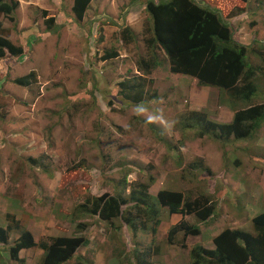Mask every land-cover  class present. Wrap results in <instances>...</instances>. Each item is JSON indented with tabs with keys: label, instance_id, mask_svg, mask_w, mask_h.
Masks as SVG:
<instances>
[{
	"label": "rangeland",
	"instance_id": "obj_1",
	"mask_svg": "<svg viewBox=\"0 0 264 264\" xmlns=\"http://www.w3.org/2000/svg\"><path fill=\"white\" fill-rule=\"evenodd\" d=\"M72 1L21 0L13 20L0 15L8 37L26 45L20 57L0 61V225L15 226L14 218L35 240L71 236L78 232L72 212L92 197L85 190L128 197L131 190L145 192L148 184L150 197L170 189L181 192L184 200L203 196L216 210L207 222L187 216L190 224L198 223L199 234L185 240L179 232L173 244L164 238L171 225L164 224L171 218L167 208L160 207L150 220L139 215L135 222L148 221L149 227L136 238L138 250L160 240L161 251L167 252L149 256L153 264H182L176 259L188 249L182 250L180 243L213 248V237L228 227L255 234L252 217L264 212V122L244 138L214 139L183 130L191 110L205 112L215 122H230L234 114L229 92L217 88L206 99L202 86L203 91L191 96L190 78L173 75L167 63L151 73L138 68L146 56L142 37L125 43L119 31L128 26L142 33L143 4L92 0L76 21ZM241 5V11L228 16L233 36L249 45L250 60H258L256 51L264 56V0ZM49 17L59 25L55 31L46 29ZM113 51L116 57L104 58ZM30 71L36 74L28 85L13 82ZM132 76H141L135 81L140 86L135 92H142L136 102L120 94L119 82ZM254 80L257 91L251 103L264 104V66ZM238 103L240 109L247 106ZM88 218L78 222L90 225L93 219ZM103 226L91 228L101 233ZM20 228L11 231L10 241ZM129 230L123 224L114 233L113 244L123 252L132 250ZM102 237L100 241L90 236L91 243L79 253L90 257V263L116 264L117 259L109 258L112 243ZM94 242L100 249L95 258L90 252ZM41 254L39 248L21 250L22 260H14L0 248V264H40ZM125 254L119 264L130 258Z\"/></svg>",
	"mask_w": 264,
	"mask_h": 264
},
{
	"label": "trees",
	"instance_id": "obj_2",
	"mask_svg": "<svg viewBox=\"0 0 264 264\" xmlns=\"http://www.w3.org/2000/svg\"><path fill=\"white\" fill-rule=\"evenodd\" d=\"M91 1L74 0L73 19L81 20ZM244 1L247 0H201V2L197 0H132V3L144 5L146 17L143 31L139 34L134 33L127 26L122 28L119 34L125 43L136 41L138 36L142 37L146 56L140 59V65H138L140 70L151 73L152 69L167 63L169 71L190 75L200 85L223 88L231 97L234 115L230 122H215L208 119L205 112L191 110L189 112L191 117H186L182 122L183 130H197L200 136L208 134L214 139L227 138L231 135L235 138H244L251 135L264 121V104L251 103L257 91L255 75L264 66L263 53L256 51L258 60L249 59L248 56L251 53L249 45L240 43L234 38L229 22L230 17H228L235 16V11H241L243 8L241 3ZM18 6V0H0V15L13 20V13ZM225 8L227 13L223 12ZM45 24L46 29L50 31L59 28L58 24H54L53 17L47 18ZM257 44L264 46V43ZM25 47L23 42L19 45L15 44L8 37V30L0 25V61L5 57L21 56ZM116 56V51H113L107 53L104 58ZM35 74V71H30L26 75L15 78L13 82L28 85L35 79ZM140 77H127L119 82L122 98L134 102L141 99V89L135 92L140 87L135 81ZM238 101L247 106L238 108ZM147 185L143 186L145 192L131 190L128 197L119 192L104 193L98 197L87 198L84 203L78 204L70 217L71 221L75 222V230H78L80 234L73 236H50L35 240L32 232L29 229L20 228L13 218L12 222L15 226L8 223L6 226L0 225V245L2 244L0 247L3 250L8 249L10 257L14 260L19 259L18 252L21 249L39 248L43 251L40 264H64L74 256L75 264H94L90 263L89 259L88 263H85L83 257L77 254L80 247L89 243L88 236L83 233L89 224L78 221L90 217L94 219L97 226L104 225L101 235L112 243L111 255L118 261H122L120 257L127 253V256H132L128 264H152L149 260H145L141 253L152 256L165 255L167 252L161 251V248H164L160 245V240L156 241L157 244L152 242L145 246L144 251L138 250L135 238H138L139 232L149 227L148 221L140 224L135 222L139 215H145L150 220L159 214L160 207L167 208L170 213L193 214L199 221H210L216 215L212 201L203 196L184 200V195L179 191L161 189L155 196L150 197L146 193ZM84 192L91 196L88 189ZM147 198L151 199L148 201ZM133 211L136 212L135 217H132ZM158 221L154 220V225H158ZM252 223L255 234L228 227L213 238V249L195 246L186 256L181 253L176 260L182 264L184 262L188 264H264V212L252 217ZM123 224L136 233L130 252H123L119 246L113 244L114 233L123 227ZM106 227L112 228V231H108ZM19 228L18 235L10 241L11 231ZM151 230L153 234L157 232L155 226H152ZM179 230L184 231L183 237L197 234L199 231L197 226H189L181 220L169 229L167 235L169 244L174 243V236ZM116 235L118 238V234ZM180 248L186 250L185 241L181 243ZM138 259L141 261L138 262Z\"/></svg>",
	"mask_w": 264,
	"mask_h": 264
},
{
	"label": "clouds",
	"instance_id": "obj_3",
	"mask_svg": "<svg viewBox=\"0 0 264 264\" xmlns=\"http://www.w3.org/2000/svg\"><path fill=\"white\" fill-rule=\"evenodd\" d=\"M71 11H72V7H71ZM73 13V12H72ZM229 22H230V20H229ZM237 40V39H236ZM238 41V40H237ZM239 42V41H238ZM25 44V43H24ZM26 46V45H25ZM20 57V56H19ZM173 74H182V73H175V72H172ZM182 75H186L187 77H189V78H191L193 81H194V83H196V84H198V82L196 81V79L194 78V77H192V76H190V75H187V74H182ZM197 86H210V85H200V84H198ZM211 88H214V89H223V88H219V87H215V86H210ZM225 90V89H224ZM233 114H234V111H233ZM264 122V121H263ZM262 122V123H263ZM261 126V125H260ZM259 126V127H260ZM258 127V128H259ZM114 192H112V194H113ZM104 194V193H103ZM110 194V193H109ZM100 195H102V194H100ZM100 195H92L91 194V196H93V197H98V196H100ZM169 212V211H168ZM262 213V212H261ZM169 214L170 215H172V214H175V213H170L169 212ZM176 214H178V215H180V218H179V220L176 222V223H171V225H170V227L168 228V230H167V234H166V236L164 237L165 239L167 238V235H168V231H169V229L172 227V226H174V225H176V224H178V223H180V221L181 220H184L189 226H192V227H195V226H197L198 227V229H199V226H198V223L196 222V223H193V224H190L188 221H187V216H192L196 221H199L193 214H185V215H182L181 213H176ZM257 215V214H256ZM255 216V215H254ZM253 216V217H254ZM80 221H83V220H80ZM166 222V221H165ZM203 222H205V221H203ZM207 222V221H206ZM86 231V229L83 231V233L84 234H86L87 236H88V238H89V244L91 243V239H90V236L87 234V232H85ZM179 232H182L183 233V235H184V231L183 230H179V231H177L176 232V234L177 233H179ZM77 234H80L79 232H76L75 234H73V235H77ZM176 234H175V236H174V240H175V237H176ZM197 234H199V231H198V233ZM218 234V233H217ZM216 234V235H217ZM73 235H71V236H73ZM189 235H196V234H189ZM189 235H187L186 237H183L185 240H186V238L189 236ZM215 235V236H216ZM60 236H62V235H60ZM66 236H68V235H66ZM214 236V237H215ZM213 237V238H214ZM168 239V238H167ZM184 240V241H185ZM131 241L134 243L135 242V239H131ZM174 242V241H173ZM212 242H213V239H212ZM183 243V242H182ZM89 244L88 245H86V246H82V247H80L78 250H77V254L78 255H80V256H82L83 257V259H84V261H85V263H88V258H90V257H85L83 254H80L79 252L81 251V249L82 248H86V247H88L89 246ZM180 246H181V243L179 244ZM213 245H214V243H213ZM197 246V245H196ZM193 247H195V246H188L187 245V248H186V250L188 249V251L191 249V248H193ZM101 248H102V246H101ZM206 248V247H205ZM214 248V247H213ZM213 248H210V249H213ZM22 250V249H21ZM20 250V251H21ZM24 250V249H23ZM5 251H6V253L9 255V251H8V249H5ZM20 251L18 252V258H19V260H22V259H20V257H19V253H20ZM100 251V249H99V246H98V244H97V242H94V247L93 248H91V250H90V252L92 253V255H93V257L95 258V256H97V254H98V252ZM43 252V251H42ZM128 252H130V251H128ZM188 253V252H187ZM85 254V253H84ZM103 254V253H102ZM142 254V256L144 257V259L145 260H149L151 263H152V261L150 260V257L148 256V255H146L145 253H141ZM9 257H10V255H9ZM127 257H130L129 259H126V264H128V261H131V255L130 256H127ZM11 258V257H10ZM109 258H111V259H116L115 258V256H110ZM12 259V258H11ZM92 259V258H91ZM94 260L92 259V262H93ZM141 260H139L138 259V262H140ZM75 262H76V258H75V256L71 259V260H69V261H67V262H65L64 264H75ZM95 262V261H94ZM93 262V263H94ZM109 262H114V261H109ZM167 262L168 263H170L171 262V259L167 256ZM176 262L178 263V261L176 260ZM116 264H119V261H116ZM138 264V263H137ZM153 264V263H152ZM173 264H175V262L173 263ZM186 264H188L187 262H186Z\"/></svg>",
	"mask_w": 264,
	"mask_h": 264
},
{
	"label": "crops",
	"instance_id": "obj_4",
	"mask_svg": "<svg viewBox=\"0 0 264 264\" xmlns=\"http://www.w3.org/2000/svg\"><path fill=\"white\" fill-rule=\"evenodd\" d=\"M19 1V3L21 4V0H18ZM27 1V0H26ZM74 1V0H73ZM73 1H72V4H71V6L70 7H72V5H73ZM91 3V2H90ZM138 4H141V3H138ZM142 7H144V5H142ZM74 15V14H73ZM173 75H182V74H173ZM182 76H185V77H187L186 75H182ZM190 82V83H189ZM189 82H188V84L189 85H192V86H194V87H192L189 91H190V94H191V96H193V95H195V94H197L198 95V92H199V90L198 89H200L201 91H203V90H206L205 92H206V99L211 95V94H213V91H214V88H211L210 86H203V87H205L203 90L201 89V87L202 86H197L198 84H196V83H194V81L190 78V80H189ZM177 86H178V84H176ZM179 218H180V215H178V214H172L171 215V218H170V222H168V221H166L164 224H169V223H176L178 220H179ZM88 219H90V218H88ZM93 219V218H92ZM91 225L92 226H97L95 223H94V219H93V222L92 223H90V225H88L87 227H86V231L85 232H87V234L88 235H90L91 237H95V238H99L100 239V241H102V235H101V233H98V230H96V229H94V228H91ZM92 231H94L93 232V234L94 235H92ZM135 234L136 233H133L131 230H129V235H130V239H134L135 238ZM159 237V236H158ZM136 239V238H135ZM89 244V243H88ZM93 247H94V244H93ZM1 248V247H0ZM2 249V248H1ZM3 250V249H2ZM23 250V249H22ZM24 250H26V249H24ZM85 253V252H84ZM1 256L3 257V258H5V256L3 255V252L1 251Z\"/></svg>",
	"mask_w": 264,
	"mask_h": 264
}]
</instances>
